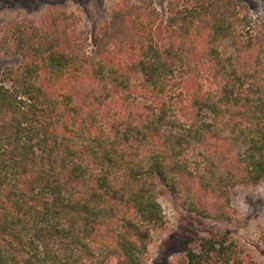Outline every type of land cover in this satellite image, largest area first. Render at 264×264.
<instances>
[{"label":"trees","instance_id":"1","mask_svg":"<svg viewBox=\"0 0 264 264\" xmlns=\"http://www.w3.org/2000/svg\"><path fill=\"white\" fill-rule=\"evenodd\" d=\"M120 0L94 34L55 4L9 25L0 52V264H145L162 189L237 222L233 190L264 182V0ZM253 244L264 253V228ZM188 264H264L203 235Z\"/></svg>","mask_w":264,"mask_h":264},{"label":"rangeland","instance_id":"2","mask_svg":"<svg viewBox=\"0 0 264 264\" xmlns=\"http://www.w3.org/2000/svg\"><path fill=\"white\" fill-rule=\"evenodd\" d=\"M120 0H0V39L12 23L30 18L41 25L47 18L50 8L60 4L61 8L73 11L77 27L94 34L111 20V12ZM139 4L142 0H129ZM161 14L156 36H161L167 16V5L171 0H152ZM251 13L259 12L257 0H234ZM22 63L20 55H7L0 52V78L6 67H17ZM161 202L167 215V224L156 232L149 247L145 264H188L187 250L197 248L203 235L232 236L245 244L249 257L263 261L264 253L253 244L260 229L264 228V182L258 186H237L233 190V206L237 211V222L229 224L202 220L183 211L173 191L162 189ZM111 264H116L112 262Z\"/></svg>","mask_w":264,"mask_h":264}]
</instances>
